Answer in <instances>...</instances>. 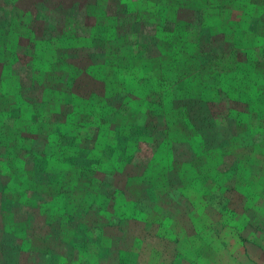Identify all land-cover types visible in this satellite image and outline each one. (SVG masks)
Wrapping results in <instances>:
<instances>
[{
    "label": "trees",
    "instance_id": "1",
    "mask_svg": "<svg viewBox=\"0 0 264 264\" xmlns=\"http://www.w3.org/2000/svg\"><path fill=\"white\" fill-rule=\"evenodd\" d=\"M261 106L264 0H0V264L110 254Z\"/></svg>",
    "mask_w": 264,
    "mask_h": 264
},
{
    "label": "rangeland",
    "instance_id": "2",
    "mask_svg": "<svg viewBox=\"0 0 264 264\" xmlns=\"http://www.w3.org/2000/svg\"><path fill=\"white\" fill-rule=\"evenodd\" d=\"M261 110L264 115V107ZM262 124H257L254 134L236 137L230 129L222 127L224 134L220 128L217 139L224 142L226 157L221 151L209 153L205 159L212 171L197 191L190 189L174 199L151 197V210L120 223L121 240L110 254H102L98 244H89L71 252L70 259L75 264L80 257L81 264H121L125 257L127 264H264ZM198 148L200 154L206 153ZM222 162L217 171L214 167Z\"/></svg>",
    "mask_w": 264,
    "mask_h": 264
},
{
    "label": "water",
    "instance_id": "3",
    "mask_svg": "<svg viewBox=\"0 0 264 264\" xmlns=\"http://www.w3.org/2000/svg\"><path fill=\"white\" fill-rule=\"evenodd\" d=\"M131 4L133 5V7L138 8V7H136V4L135 3H131ZM178 15L182 19L183 17H185L186 11L184 9H179L178 10Z\"/></svg>",
    "mask_w": 264,
    "mask_h": 264
}]
</instances>
